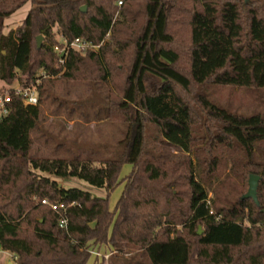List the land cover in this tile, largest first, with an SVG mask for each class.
<instances>
[{
    "label": "trees",
    "instance_id": "1",
    "mask_svg": "<svg viewBox=\"0 0 264 264\" xmlns=\"http://www.w3.org/2000/svg\"><path fill=\"white\" fill-rule=\"evenodd\" d=\"M6 1L11 12L28 2L31 9L7 33L10 11L0 9V81L11 95L9 112L0 113V248L16 264H264V115L194 93L207 84L264 88V0ZM178 25L187 30L184 43ZM60 35L101 46L71 51L57 68ZM40 70L112 84L106 118L128 125L119 157L31 154L43 82L37 105L11 86L42 78ZM149 125L177 153L151 149ZM125 164L132 170L120 180ZM45 172L108 194L64 188ZM250 174L260 176L259 205L227 190H235L233 176ZM122 183L112 209L110 194ZM42 199L65 203L67 228ZM94 244L103 254L108 247V259L90 252Z\"/></svg>",
    "mask_w": 264,
    "mask_h": 264
},
{
    "label": "rangeland",
    "instance_id": "2",
    "mask_svg": "<svg viewBox=\"0 0 264 264\" xmlns=\"http://www.w3.org/2000/svg\"><path fill=\"white\" fill-rule=\"evenodd\" d=\"M240 1L244 2V4L250 3V0ZM12 5L10 1L0 2V9L10 11L6 16L5 33L22 26L31 9V3L28 2L17 11L11 12L10 8ZM118 5H120L119 1ZM83 6L86 5H82L81 8ZM176 27L182 30L180 38H182L181 43H184L186 28L180 25ZM43 41L44 38H42ZM183 61V65H185L186 60L183 59ZM42 74L46 77L41 80V83L43 82L40 92L41 116L39 126L32 131L31 154L37 157H70L79 155L82 158L93 157L94 159L119 157L123 149L121 141L127 134L128 125L124 122L110 121L106 118V97L109 93V88H113L112 84L99 80L69 79L62 77V73L49 74L43 72V70H40L37 76ZM18 75L20 76V73ZM18 84H21L20 80H16L11 87ZM8 88L10 87L5 86L0 81V96L7 92ZM196 91L203 92L212 101L227 107L233 112L247 115L253 113L264 115V88L207 84L202 88L197 87L194 93ZM146 141L151 149L165 147L166 153H177L174 147L166 146L161 142L155 125L148 126ZM153 146L154 148H152ZM131 170V164H125L120 180L124 179ZM42 174L56 180L64 188H80L96 197H106L108 194L106 188L93 186L78 177L69 176L62 178L52 173L45 172ZM248 179L243 181L241 177L233 176L230 183L234 185L235 190L227 189L230 191L231 199L235 200L237 195H244L248 191ZM123 188L124 185L122 183L111 192L109 201L112 209L121 196ZM212 195L210 193V196ZM94 248L95 244L91 245L89 250ZM100 249L102 251L105 250L104 253H109L107 251L108 247L105 245L101 246ZM0 255V264H6L11 259L9 253L3 252L2 249H0ZM95 261L90 259L88 264H95Z\"/></svg>",
    "mask_w": 264,
    "mask_h": 264
},
{
    "label": "built area",
    "instance_id": "3",
    "mask_svg": "<svg viewBox=\"0 0 264 264\" xmlns=\"http://www.w3.org/2000/svg\"><path fill=\"white\" fill-rule=\"evenodd\" d=\"M122 1H119L121 4ZM58 42L54 46V52L56 54L57 68H61L65 65L71 51H76L81 55H85L88 52H97L100 49L101 44H93L83 38L76 37L71 39L62 35L57 37ZM63 72V71H62ZM46 77L44 74L42 78H38L27 86L18 84L17 86L11 87L14 93L20 96L25 104L37 105L39 103V91L38 87L41 85V80ZM11 102V95L5 92L0 96V113L5 115L9 112L7 104ZM41 203L49 206L57 215L59 220V226L67 228L68 221L65 216L66 205L63 201L50 202L48 199H42ZM1 249V248H0ZM93 255L104 257L108 259V254H103L96 249L90 250ZM16 259V257H15Z\"/></svg>",
    "mask_w": 264,
    "mask_h": 264
},
{
    "label": "water",
    "instance_id": "4",
    "mask_svg": "<svg viewBox=\"0 0 264 264\" xmlns=\"http://www.w3.org/2000/svg\"><path fill=\"white\" fill-rule=\"evenodd\" d=\"M86 6H83L81 9L82 11H86ZM42 35H39L37 37V43H38V47H41V42H42ZM259 180H260V176L257 174H250L249 179H248V184H249V188L248 191L242 195V198H252L257 205H259V199H258V185H259ZM203 232L202 228L199 227L198 230V234L201 235Z\"/></svg>",
    "mask_w": 264,
    "mask_h": 264
},
{
    "label": "crops",
    "instance_id": "5",
    "mask_svg": "<svg viewBox=\"0 0 264 264\" xmlns=\"http://www.w3.org/2000/svg\"><path fill=\"white\" fill-rule=\"evenodd\" d=\"M30 3V2H29ZM7 20V19H6ZM5 20V21H6ZM10 31V30H9ZM8 31V32H9ZM3 252H7V251H4V250H2ZM7 253H9V255H10V258L11 259H9L8 261H7V263L6 264H16L15 262L16 261H14V259H15V256L12 254V253H10V252H7ZM1 256V255H0ZM92 264V263H91Z\"/></svg>",
    "mask_w": 264,
    "mask_h": 264
}]
</instances>
